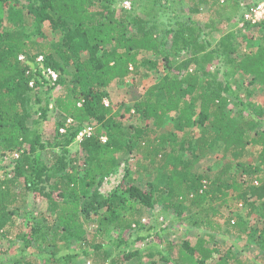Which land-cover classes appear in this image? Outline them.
<instances>
[{
    "label": "trees",
    "instance_id": "1",
    "mask_svg": "<svg viewBox=\"0 0 264 264\" xmlns=\"http://www.w3.org/2000/svg\"><path fill=\"white\" fill-rule=\"evenodd\" d=\"M19 1L28 6L18 8ZM122 1L0 0V148L19 155L16 177H2L0 165V235L16 236L29 255L45 254L15 264H66L77 248L91 264H144L133 262L139 252L127 253L132 244L122 237L144 230V209L162 204L178 216L189 212L191 225L204 230L194 246L168 242L173 264H257L214 248L213 239L224 231L246 235L247 222L231 215V203L260 209L264 217V107L249 101L256 85L264 89V21L247 22V30L258 32L242 36L248 48L235 57L241 45L235 32L222 31V15L238 11L240 0H142L136 10L118 8ZM203 7L208 20L199 18ZM170 9L180 12L176 20ZM45 23L59 40H32L31 25ZM213 32L222 33L215 46ZM39 56L58 72L55 85L40 76ZM218 59L229 69L224 80L209 68ZM153 73L136 101L141 121L125 125L124 115L105 104L109 90ZM60 86L72 97L52 104L48 96ZM51 106L61 118L53 145L61 152L45 161L43 132L29 123L34 113L47 120ZM166 124L174 131L162 132ZM86 127L92 135L78 141ZM75 142L79 152L72 153ZM128 155L138 158L139 175L158 170L149 191L130 180L108 198L93 193ZM212 155L220 157L216 167L197 173ZM29 194L46 199V206L17 228L20 200ZM112 232L119 235L118 255L104 241ZM259 242L264 258V229Z\"/></svg>",
    "mask_w": 264,
    "mask_h": 264
},
{
    "label": "rangeland",
    "instance_id": "2",
    "mask_svg": "<svg viewBox=\"0 0 264 264\" xmlns=\"http://www.w3.org/2000/svg\"><path fill=\"white\" fill-rule=\"evenodd\" d=\"M126 1L130 2L129 9L124 8V2ZM141 2L142 0H123L118 8H122L124 10H134L135 8L136 10L141 5ZM262 3H264V0H240V9L238 11H229L226 13L223 12L222 17L224 23L222 25V31L224 33L229 31L235 32L238 37V42L241 45L238 53L234 55L235 57H240L248 48V45L242 40V36L258 32L256 28L247 30L249 26H247L248 21L245 20V14L250 8ZM17 6L18 8L23 9L28 6V3L19 1ZM173 10L174 9L168 10V13H170L173 19L176 20V18L180 16V12L176 11L172 14L171 12ZM182 17L184 16L182 15ZM185 17L188 18V16ZM199 18H202L203 20L209 19L207 7H203ZM28 32L32 40L40 38V41H43V39H47L46 41H53L59 40L61 38V34L59 32H55L49 23H45L39 28H37L36 25H31V27L28 29ZM205 32L209 31L206 30ZM221 34V32H213L212 35L208 36L213 42V46H215V44L220 40ZM224 64V62L218 59L214 61L209 67L212 72L215 70L219 71V78L221 80H224L223 76H225V73L229 71V69L225 67ZM153 80H155L154 73L150 78L140 76L135 80H128V84L126 85L115 86L109 90V97L106 100L110 106L116 109L117 112L124 115L122 122L125 125L137 124L141 121L140 116L135 113L136 101L141 96V94H143L149 88ZM62 96L72 97V93L68 90V88L66 89L60 86L48 96V99L49 102L54 104L55 101ZM45 98L43 101H45ZM249 101L264 107V89L256 85V92ZM37 110L38 107L35 106L34 111ZM52 110L53 106H51V109L49 110L47 120H43L40 113H34L33 119L29 123L30 126L35 128V124L33 122H36V128L39 127V129L43 132V141L46 148L42 152V159L45 161L52 160V156L54 154L61 152L60 148L53 147L55 143L56 131L60 125L61 118L56 112H53ZM169 131H174V128L171 126V124H166L162 132ZM194 134L197 135V132ZM69 149L72 151V153L79 152L78 142L72 144ZM133 155L119 157V165L116 167L114 172L107 176L104 180L99 179L92 192H98L104 198H108L114 192L122 190V188L125 189V187L131 183L130 180H133L135 185L140 187L142 190L149 191L151 188L149 185L152 184V182H155L154 179L158 173V170L152 169V174H147L146 171H143V173L139 175L140 173H137L138 170L136 169V162L138 158L134 157ZM186 157L188 158L189 155L187 154ZM219 158L220 157H217L216 155L210 156L206 161L197 165L195 171L199 174L211 173L212 168L216 167ZM15 159H17L16 155L13 156L11 153L4 154L0 148V165L3 168H6V172H4L2 177H8L10 179L16 177ZM84 161L85 160L81 161L82 165H85ZM20 182H23V180ZM22 189V185H20L16 190L21 192ZM46 202L47 200L43 197H35L30 194L24 198H21L19 204L20 210L16 216L17 228L26 226V224L29 222V217L40 212L42 208L46 206ZM230 205L231 209H234V212L231 213V215L235 218H242L247 222V233L246 235H243L242 238L228 235L225 233V231L218 234L216 233L213 239L214 248H217L222 252L232 250V252H234L239 257L247 258L248 261L251 262L258 261L257 264H263L264 258L262 249L260 247L259 234L264 229V217L260 212V209L253 210L249 206H238L236 208V205L233 203ZM258 205L259 204H257V206ZM225 210L227 212H225ZM223 212H225L227 215L230 214V210L227 209H223ZM191 219L192 216L189 212H187L184 216H178V214L173 209H169L167 212H165L162 204L145 208L142 215V221L146 228H144L142 231L128 232L127 235L122 237L123 240L130 242L129 244H132L128 246L126 252H139L138 257L135 258L133 262H137L138 260L144 264H173V256L168 254L166 248L168 242H174L176 245H178L187 240L191 245L194 246L198 240V237L204 235L203 229L195 228L191 225ZM150 227H152V231L148 232L147 229ZM225 228L228 227L225 226ZM96 230V226H92L89 229L91 234H95ZM14 232L16 234L18 230ZM15 237L16 236L6 237L0 235V264H15L16 259L21 260L22 258L25 259L26 257L27 258L25 260L30 259L35 261L38 256H45L44 253H38L36 251L33 252L32 255L26 253L28 251L24 252V248L19 246L20 243H18V240ZM118 238V233L112 232L104 240L109 244L108 248H111L115 255L120 253V249L116 245ZM121 249H123V247ZM83 251L84 249L77 248V250L74 251V260L67 262L66 264H91V261L85 255H83ZM151 252L155 254L153 257L149 256ZM45 260L49 261V258L47 257ZM37 262H39V264H43V261Z\"/></svg>",
    "mask_w": 264,
    "mask_h": 264
},
{
    "label": "built area",
    "instance_id": "3",
    "mask_svg": "<svg viewBox=\"0 0 264 264\" xmlns=\"http://www.w3.org/2000/svg\"><path fill=\"white\" fill-rule=\"evenodd\" d=\"M124 8L129 9L130 2L128 1L124 2ZM245 20L248 22H252L253 24L262 22L264 20V3L250 8L245 14ZM24 59H25L24 56L20 58V60L22 61ZM35 64L38 67L40 76L42 77L43 80L50 82L51 85H55L59 81L58 72L54 68L46 64V60L44 56H39L36 59ZM31 86H33V84H31ZM105 104L106 106H109L108 101H105ZM67 123L68 124L72 123V119L67 120ZM61 132L65 133L66 129L65 128L61 129ZM92 133H93V128L86 127L78 134L77 140L81 141L84 137L91 136ZM16 157L18 158L19 155L16 154Z\"/></svg>",
    "mask_w": 264,
    "mask_h": 264
}]
</instances>
